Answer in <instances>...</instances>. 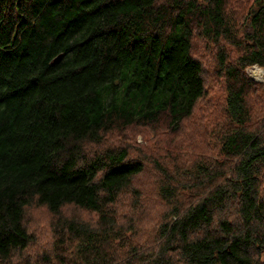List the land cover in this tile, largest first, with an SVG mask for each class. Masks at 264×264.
Here are the masks:
<instances>
[{"label":"trees","instance_id":"1","mask_svg":"<svg viewBox=\"0 0 264 264\" xmlns=\"http://www.w3.org/2000/svg\"><path fill=\"white\" fill-rule=\"evenodd\" d=\"M230 1L0 0V264H264V84L245 73L264 68V0L238 19ZM196 42L213 46L209 86ZM206 107L224 118L216 162L170 170L136 142L205 131Z\"/></svg>","mask_w":264,"mask_h":264},{"label":"rangeland","instance_id":"2","mask_svg":"<svg viewBox=\"0 0 264 264\" xmlns=\"http://www.w3.org/2000/svg\"><path fill=\"white\" fill-rule=\"evenodd\" d=\"M252 1L253 0H231L228 4L227 11L229 15H232L233 19H238L246 14V10ZM237 23L239 24L240 21H237ZM246 30H250L248 26H246ZM212 47L213 46H210L208 49L207 47L205 48L204 45H198V42H196V48L194 50V55L201 57V61L204 62L205 70L207 72L205 73L204 79L208 86L214 81V78L209 74V72L213 70L214 65L212 57L210 58L208 55L210 54ZM227 51L233 56L235 55V52L231 47H228ZM259 71H264V68L251 66L245 69L246 75L252 82L264 84V72ZM217 85L218 84H216V88L212 90V94L222 98V91ZM221 110V107H206L199 111V115L195 118V123L197 126L205 128V131L193 128L191 121L187 120L180 126L178 132H170L164 127L165 125H157L158 127L152 126L150 131H144L145 136H149V142H144L142 138L143 134L141 135L139 133H136L135 135L136 142L147 147L145 151L150 159L157 160L160 165L167 167L170 170H172L175 165H179V167H181L180 169L189 166L195 156L198 155L202 156L203 159L205 158L207 161L214 160L216 162L215 158L218 155V146L214 134L219 130L217 127H222L224 125V118ZM134 131L139 132V130ZM128 134L131 133H128V131L125 130L119 133L114 132L113 135H107V139L112 144H119L125 140L129 141L127 137ZM158 176L159 175L155 169L151 167L149 173L147 171L142 173L134 183V186L141 192L142 207V209L140 208L141 210L139 209V212L135 215V218L139 219L137 223L140 225V231L145 238H148L153 234L154 225H148L143 223V221L149 216L148 214L151 211H158L156 207L160 203V200L156 196L157 191L155 189ZM187 204H189V202L185 205ZM122 209L125 211L124 207H122ZM27 213L35 216V218L33 217V220L35 219L37 221L34 226H37L39 230L46 231V225L44 224L47 222L42 221L43 217H39L42 214L40 210L34 211L28 209ZM130 214L131 213H129V215ZM82 217L87 218L85 220L90 219V217L85 214H82Z\"/></svg>","mask_w":264,"mask_h":264},{"label":"bare ground","instance_id":"3","mask_svg":"<svg viewBox=\"0 0 264 264\" xmlns=\"http://www.w3.org/2000/svg\"><path fill=\"white\" fill-rule=\"evenodd\" d=\"M259 72H264V71H259Z\"/></svg>","mask_w":264,"mask_h":264}]
</instances>
